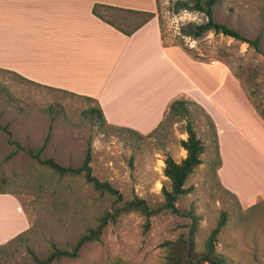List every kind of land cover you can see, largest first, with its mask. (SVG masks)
I'll return each instance as SVG.
<instances>
[{"label":"rangeland","instance_id":"374dc122","mask_svg":"<svg viewBox=\"0 0 264 264\" xmlns=\"http://www.w3.org/2000/svg\"><path fill=\"white\" fill-rule=\"evenodd\" d=\"M174 1L159 0L157 8L165 40L169 44L183 40L203 63L180 59L201 86L192 93L190 89L196 88L188 84L185 92L197 96L218 125L228 159L225 171L231 177L227 180L241 190L245 203L256 196L252 205L244 207L222 185L211 120L191 105L194 126L207 142V150L187 182L193 191L180 196L176 204L181 209L193 208L202 217L195 240L197 251L204 250L208 235L226 211L228 222L217 249L239 264H264V0H220L215 7L218 21L247 37L260 36L261 51L214 32L199 40L182 36L184 24L199 23L206 17L197 11L175 13ZM100 11L125 30H132L144 18L126 11ZM92 105L87 98L0 67V190L16 195L29 219L24 240L0 249V264H38L29 250L45 257L53 243L71 248L88 227L97 224L99 216L113 208L114 197L95 189L83 175L61 177L30 155V149L36 152L44 144L50 129L44 158L80 166L91 141L94 175L118 188L124 201L138 196L153 207L163 203V186L170 187L164 174L166 153L177 160L185 157L180 139L187 136L186 120L177 117V122H169L152 136H139L122 126L101 125L96 115L85 113ZM144 223L140 211L124 212L107 225L100 241L86 243L78 257L52 264H166L167 251L161 243L188 234L191 218L163 210L152 216L148 230Z\"/></svg>","mask_w":264,"mask_h":264},{"label":"crops","instance_id":"0c3cea01","mask_svg":"<svg viewBox=\"0 0 264 264\" xmlns=\"http://www.w3.org/2000/svg\"><path fill=\"white\" fill-rule=\"evenodd\" d=\"M104 5L154 12L158 8L157 0H0V67L43 85L94 97L109 124L143 134L158 126L175 98L200 103L185 92L188 84L196 88L192 93L201 86L180 59L203 63L180 45H165L158 15L127 34L100 11L125 10ZM218 135V177L248 207L256 196L245 203L241 190L227 180L228 159L221 132ZM28 228L18 197L0 192V245Z\"/></svg>","mask_w":264,"mask_h":264},{"label":"trees","instance_id":"16d2710c","mask_svg":"<svg viewBox=\"0 0 264 264\" xmlns=\"http://www.w3.org/2000/svg\"><path fill=\"white\" fill-rule=\"evenodd\" d=\"M219 1L220 0H175L173 3V11L175 13H179L182 10H187L190 12L197 11L203 13L206 17V20L200 23L190 21L187 24H184L181 27V35L190 37L191 39L194 40H199L203 38L207 33L214 32L215 34H222L225 36L233 37L234 39L240 40L242 42H247L248 44L254 46L257 51H261L260 36H257L255 38L247 37L240 30L232 26H229L224 22L218 21L216 19L215 7L219 3ZM157 4L159 8V0H157ZM97 5H95L94 7V12L100 15L96 9ZM104 6L107 8L122 9L127 12L142 14L144 16L142 21L132 30H125L122 27H117L127 34H131L135 30H137L140 26H142L144 23H146L148 20H150L152 17L158 15L157 13L158 10L154 12V11L118 8L108 5H104ZM158 17L160 20V25L162 30V21L160 19V15H158ZM105 20L112 23V21H110L108 18H105ZM163 40L165 45L182 46L192 58L196 60H200L199 55L195 54L190 49L185 47L183 40L181 41V43L169 44L166 42L164 34H163ZM8 71L20 77H23L17 72L11 70ZM43 86H47V85H43ZM47 87H50L58 91H64L75 95H79L81 97L87 98L90 101H93L94 105L90 106L85 111V113L96 115L100 119V123L103 126L106 124L110 125L111 127L113 126L112 124H109L107 122L103 109L96 98L87 95H80L57 87H52V86H47ZM191 105L198 106L210 118L211 126L213 127L215 133L214 135L215 151L218 155V164L216 168L218 169L222 164L218 133H217L216 125L211 115L196 100L185 97L175 98L170 103L169 109L165 113V116L160 121L158 126L153 131L148 133V136H152V134L157 130L167 127L169 122L171 123L173 120L177 122L175 120L177 117H182L183 120L184 119L186 120L184 132L187 134V136L185 138L180 139V144L186 150V155L181 160H177L171 153H166L164 174L165 176L168 177L170 181V187H167V185L163 186L164 201L161 205L157 207L151 206L145 198L138 196L130 200L124 201L123 194L118 188H116L113 184H111L108 181H101L97 176H95L91 164L93 158V146L91 141L88 142V147L85 152V156L81 165L77 167L64 166L52 157L44 158L42 156V152L44 151L50 139L51 129L45 139L44 144L36 152L33 151L32 149L29 150V153L33 158H35L40 164L46 165L51 169H53L59 176L64 177L71 175H83L85 180L88 183L92 184V186L95 189L100 190L101 192L109 193L114 197L113 208L111 210L105 211L101 216H99L97 219V224L95 226L88 227L86 231L79 236V238L71 248H61L57 244L53 243L51 251L45 257H40L34 251V249L31 248L29 251L38 264H52L53 262L60 260L62 258L78 257L81 248L86 243L101 240L104 230L110 222L116 221L117 218L122 213L132 210H138L145 216V223H144L145 230H148L150 228L152 216L163 210H171L179 215H183L191 218L188 234L181 233L176 239H166L161 243V246L165 247L167 251L165 257L166 264H205V263L239 264L234 262L229 256L225 255L224 253L220 252L217 249L219 235L228 222V215L226 211L222 212L216 226L211 230L210 234L208 235L205 241L204 250L197 251L195 247V240L202 217L193 208L181 209L176 204L180 196L187 195L193 191V186L187 185V182L190 176L196 171L197 167L203 163V154L207 150V142L205 141L204 138H202L199 135L198 131L194 126V122L191 117L192 116ZM121 128L133 132L139 136H143V133H140L135 129L129 127H121ZM226 190L229 191L233 196H235L238 199L237 195L234 192L228 190L227 188ZM0 192H9V191L0 190ZM27 230L13 237L7 243L0 245V249L6 246L8 243L23 241Z\"/></svg>","mask_w":264,"mask_h":264}]
</instances>
